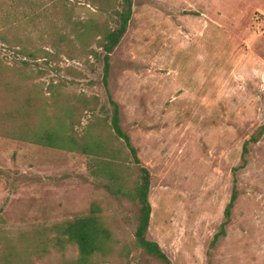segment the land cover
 Here are the masks:
<instances>
[{"label":"rangeland","instance_id":"rangeland-1","mask_svg":"<svg viewBox=\"0 0 264 264\" xmlns=\"http://www.w3.org/2000/svg\"><path fill=\"white\" fill-rule=\"evenodd\" d=\"M68 4L71 38L58 52L48 45L52 56L34 59L0 42V264L7 253L12 264H28L31 243L53 238L55 224L88 214L94 203L114 236L97 264H164L134 246L136 204L104 188L91 158L71 150V137L110 136L109 93L151 174L148 239L173 264H264V134L235 170L264 124V0H134L110 56L108 89L95 30L81 29L77 39L73 26L108 16L89 0ZM46 129L63 148L37 141ZM114 145L126 158L124 144ZM118 161L134 182L132 158ZM235 178L232 218L212 247ZM49 249L32 264L78 255L74 245Z\"/></svg>","mask_w":264,"mask_h":264},{"label":"trees","instance_id":"trees-1","mask_svg":"<svg viewBox=\"0 0 264 264\" xmlns=\"http://www.w3.org/2000/svg\"><path fill=\"white\" fill-rule=\"evenodd\" d=\"M69 0H0V42L11 47H20L24 56L46 58L52 56L48 45L59 51L62 45L71 38V32L65 28L69 25L71 17L67 15ZM99 12L108 16L103 23L95 22L89 26L86 22H75L77 27L74 33L80 39L81 29L92 28L96 32L97 44L103 49L104 63L103 81L108 89V76L110 73V56L120 44L127 32L134 13V0H89ZM63 12V14H61ZM60 14V15H59ZM36 34V35H35ZM37 41L42 45L36 46ZM1 62V60H0ZM112 105L111 115L107 119L110 136L83 137L80 141L71 137L75 145L71 150L80 151L91 158L88 164L92 174L100 177L102 185L114 195H121L134 204L138 210L136 214V230L134 246L140 257L148 256L164 264H173L158 242L148 239L152 205L149 199L151 188V174L138 156L137 148L132 144L130 135L123 129L119 104L109 93ZM264 134V124L255 132L243 147L244 163L235 168H243L247 164L246 155L249 145L257 143ZM115 140L124 144L128 149L126 158L121 155V147L115 146ZM39 143L63 148L64 139L54 130L46 129L38 134ZM122 154V153H121ZM131 157L138 169V178L129 182L123 175L124 164L118 160ZM237 179H234V190L225 209V220L220 230L214 235L211 246L214 247L222 236L232 218V211L238 199ZM99 204H92L86 215L57 223L52 227L55 231L49 240L34 241L30 244L32 251L28 256V264H32L34 254L43 259L50 253L51 247L65 250L67 245H74L78 250L76 258H65L63 264H97L100 259L111 254V243L114 240L112 231L105 225L100 215ZM15 263L14 258L7 253L3 255V264Z\"/></svg>","mask_w":264,"mask_h":264}]
</instances>
